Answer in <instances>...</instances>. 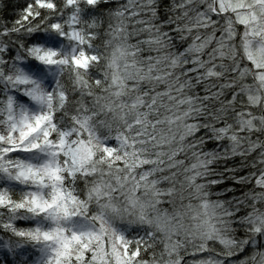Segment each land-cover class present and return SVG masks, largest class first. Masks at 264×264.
Here are the masks:
<instances>
[{
  "label": "clouds",
  "instance_id": "clouds-1",
  "mask_svg": "<svg viewBox=\"0 0 264 264\" xmlns=\"http://www.w3.org/2000/svg\"><path fill=\"white\" fill-rule=\"evenodd\" d=\"M18 2L0 0V100L19 96L48 117L42 147L28 157L41 173L37 194L47 201L63 192L77 205L34 219L67 235L99 187L130 211L121 225L130 231L119 236L147 235L138 264H264V4L51 0L54 9H34L40 17L25 24L10 9ZM81 54L87 67L73 62ZM85 91L119 101L112 127L101 132L76 109ZM11 119L0 112V131ZM90 144L84 163L81 146ZM162 177L184 203L164 233L174 241L155 245L160 229L139 208L158 199Z\"/></svg>",
  "mask_w": 264,
  "mask_h": 264
},
{
  "label": "snow or ice",
  "instance_id": "snow-or-ice-1",
  "mask_svg": "<svg viewBox=\"0 0 264 264\" xmlns=\"http://www.w3.org/2000/svg\"><path fill=\"white\" fill-rule=\"evenodd\" d=\"M264 4V0H256ZM54 9L51 0H21L10 4L15 14V21L27 23L40 14L34 9ZM58 29L59 25H52ZM54 48L57 41L44 37ZM34 53L41 59L55 63L54 53L40 48ZM89 57L85 54L74 56L77 66L87 67ZM37 71L39 66L34 65ZM31 96L39 98V89H33ZM0 100V112L12 115L7 130L0 131V233L10 239H0V264H97V254L90 250L91 234L80 230L65 235L60 228L42 225L34 219L42 212L49 214H68L75 211L77 205H70V198L63 192H57L45 201L37 194V185L41 173L28 159L29 154L42 147L44 130L41 125L48 119L42 114H33L26 103H20V97L9 99L7 93ZM99 148V146H97ZM108 158L113 156V149L104 145L99 148ZM55 176L57 170L51 169ZM48 178L45 177V180ZM120 247L127 251V256L113 253L110 264H138L140 242L134 245L124 236H120Z\"/></svg>",
  "mask_w": 264,
  "mask_h": 264
},
{
  "label": "trees",
  "instance_id": "trees-1",
  "mask_svg": "<svg viewBox=\"0 0 264 264\" xmlns=\"http://www.w3.org/2000/svg\"><path fill=\"white\" fill-rule=\"evenodd\" d=\"M119 2L126 3L127 0H119ZM13 18H15L14 13ZM118 104L119 101L114 96H109L106 92H97L93 95L85 91L75 107L81 113L91 115L92 120L97 122V127L103 132L105 128L112 127L119 118L117 115ZM93 143L100 147L99 141H94ZM96 150H99V148L97 147ZM93 155L94 150L91 144L81 146L79 158L84 163L92 160ZM159 188L161 192L158 199L155 202H144L139 208L141 220L147 219L160 229L161 238L156 240L155 245H163L174 241L175 237L169 240L164 233L170 229L174 223L173 215L184 203L183 195L176 188H173L172 183L163 177ZM169 189H172L171 194H169ZM97 192L100 195L95 196L90 203L84 204L83 211L78 212L79 220L76 223V230L91 234L90 245H96L97 247H90V250L97 254V264H110L109 257L113 253L127 256V251L121 250V242L118 238L120 237L119 234H126L130 231L129 228L121 227V225L129 223L131 216L128 207L123 206L119 202V197L109 196L103 193L99 187ZM127 239L133 245L137 241L140 242V245H143L147 235L141 232L128 236ZM148 243L151 244L152 242L148 241Z\"/></svg>",
  "mask_w": 264,
  "mask_h": 264
}]
</instances>
